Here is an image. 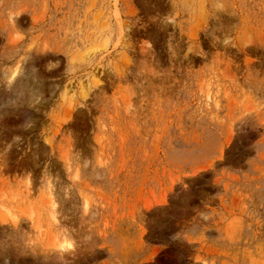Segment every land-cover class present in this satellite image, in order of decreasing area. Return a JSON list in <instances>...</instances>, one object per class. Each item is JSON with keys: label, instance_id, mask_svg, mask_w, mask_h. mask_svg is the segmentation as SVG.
I'll return each instance as SVG.
<instances>
[{"label": "rangeland", "instance_id": "rangeland-1", "mask_svg": "<svg viewBox=\"0 0 264 264\" xmlns=\"http://www.w3.org/2000/svg\"><path fill=\"white\" fill-rule=\"evenodd\" d=\"M0 264H264V0H0Z\"/></svg>", "mask_w": 264, "mask_h": 264}]
</instances>
